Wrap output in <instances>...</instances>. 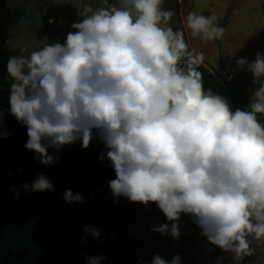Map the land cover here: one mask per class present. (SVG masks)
Here are the masks:
<instances>
[{"label": "clouds", "instance_id": "9594fccd", "mask_svg": "<svg viewBox=\"0 0 264 264\" xmlns=\"http://www.w3.org/2000/svg\"><path fill=\"white\" fill-rule=\"evenodd\" d=\"M163 3H85L63 43L10 56L0 138L11 136L5 128L10 114L26 127L25 149L45 166L59 159L49 148L59 152L80 142L88 149L98 138L105 145L99 159L107 158L115 172L108 181L115 202L123 197L145 208L156 204L170 223L150 231L173 240L188 215L208 243L242 261L255 254L253 241H264V53L235 60L237 69L251 74L252 86L249 104L233 110L228 98L205 89L199 68L206 53L190 49L185 31L167 26L174 13ZM184 24L191 38L205 43L223 40L227 31L215 13L191 11ZM22 188L54 191L43 174ZM11 191L19 198L18 188ZM63 198L86 202L71 189ZM84 232L101 237L94 225ZM103 259L86 257L87 264ZM150 264H182V257L154 254Z\"/></svg>", "mask_w": 264, "mask_h": 264}, {"label": "trees", "instance_id": "16d2710c", "mask_svg": "<svg viewBox=\"0 0 264 264\" xmlns=\"http://www.w3.org/2000/svg\"><path fill=\"white\" fill-rule=\"evenodd\" d=\"M55 34L41 27L38 37ZM205 89L228 98L233 110L245 108L240 86L225 82L203 65ZM8 90L0 89V105L8 104ZM5 128L11 136L0 138V264H87L88 256H103L101 264H143L130 237L129 225L145 209L126 198L115 202L108 181L115 178L110 162L99 159L105 145L94 137L88 149L80 142L49 153L59 159L45 166L25 149V126L6 113ZM39 174L53 182L54 191L25 192ZM19 189V198L11 189ZM80 193L85 203H66V190ZM147 207L157 208L150 203ZM158 209V208H157ZM94 225L101 231L95 238L84 232ZM84 238L85 243H80Z\"/></svg>", "mask_w": 264, "mask_h": 264}, {"label": "rangeland", "instance_id": "374dc122", "mask_svg": "<svg viewBox=\"0 0 264 264\" xmlns=\"http://www.w3.org/2000/svg\"><path fill=\"white\" fill-rule=\"evenodd\" d=\"M115 2L116 0H109V3ZM85 3L97 7L102 5V0H0V89L8 90L12 83L11 78L7 76L8 58L16 55L28 56L32 51L51 41L59 40L63 43L71 23L82 19L77 15V8ZM163 8L172 10L175 17L176 0H164ZM42 14L46 18L54 19L55 23L45 24L46 19L41 17ZM62 19L67 23L61 25ZM44 26L50 27L55 33L45 36L48 40L45 37H38L39 29ZM242 50L240 49L241 52ZM235 79L239 80L243 98L248 105L251 98L248 89L252 86V76L235 67ZM261 120L264 121V117ZM163 223L170 222L159 209L147 207L129 225L132 243L143 264H150L154 254H160L170 260L175 254H179L182 257V264L197 262L216 264L213 258L208 259V255L201 253L200 250L199 253L194 250L196 242L200 240L194 238L191 230L180 229L179 240L150 231L153 226ZM229 259L230 257L226 258L227 261Z\"/></svg>", "mask_w": 264, "mask_h": 264}, {"label": "crops", "instance_id": "0c3cea01", "mask_svg": "<svg viewBox=\"0 0 264 264\" xmlns=\"http://www.w3.org/2000/svg\"><path fill=\"white\" fill-rule=\"evenodd\" d=\"M191 11L204 15L215 13L218 23L227 30L225 38L208 43L191 38L184 24L185 16ZM167 26L173 30L185 31L190 49L196 48L206 53L207 59L203 66L225 82L240 85L239 80L235 79L236 59L248 57L249 61H252L257 51L264 53V0H176L175 17L174 15L171 17ZM240 49H243V52ZM182 216L180 229L191 230L194 238L200 240L196 242L195 248L193 247L196 252L199 253L200 250L201 253L208 255V259L213 258L215 263L217 258H221L222 264H264V241H253L252 246L256 249L253 256L245 257L242 261H234L229 253L208 243L188 215ZM227 257H230L229 261L226 260Z\"/></svg>", "mask_w": 264, "mask_h": 264}, {"label": "built area", "instance_id": "2783aa9c", "mask_svg": "<svg viewBox=\"0 0 264 264\" xmlns=\"http://www.w3.org/2000/svg\"><path fill=\"white\" fill-rule=\"evenodd\" d=\"M41 17L44 18V19H46V20H45V24H47V25H53V24H54V23H53V24H49V23H48V20H49L50 18H46L44 14H42Z\"/></svg>", "mask_w": 264, "mask_h": 264}]
</instances>
